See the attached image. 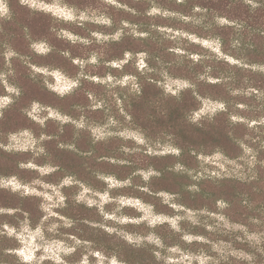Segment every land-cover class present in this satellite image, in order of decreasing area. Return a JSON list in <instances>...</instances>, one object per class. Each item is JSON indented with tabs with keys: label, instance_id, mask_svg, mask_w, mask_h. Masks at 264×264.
<instances>
[{
	"label": "clouds",
	"instance_id": "1",
	"mask_svg": "<svg viewBox=\"0 0 264 264\" xmlns=\"http://www.w3.org/2000/svg\"><path fill=\"white\" fill-rule=\"evenodd\" d=\"M0 264H264V0H0Z\"/></svg>",
	"mask_w": 264,
	"mask_h": 264
},
{
	"label": "rangeland",
	"instance_id": "2",
	"mask_svg": "<svg viewBox=\"0 0 264 264\" xmlns=\"http://www.w3.org/2000/svg\"><path fill=\"white\" fill-rule=\"evenodd\" d=\"M36 24H40V21H36ZM41 30L42 27H41ZM58 47H62L63 45L58 43L57 44ZM63 61H61V59L59 57L56 56H51L48 57L47 60H42L41 63H62ZM25 85L28 89L27 92V96H34V95H38L42 100H44L47 103H55V97H53L51 94L40 91L39 89H37L35 86L31 85L30 82L25 81ZM151 91V90H150ZM217 92H220V89H216ZM177 113H173V117H176ZM21 123H23V121L19 118L18 114H16L15 112L9 113L8 114V118L7 120L4 122V126L6 128H14L17 127L18 125H20ZM50 131L53 130L49 129ZM208 139V138H207ZM205 139V140H207ZM219 142L222 143H228L227 139L225 137H223L222 135L219 136ZM51 147V146H50ZM58 155V157L60 158V160L65 164L66 167H70L73 169H78V161H76V159L68 153H56ZM225 194L226 195H231L232 194V189L231 188H226L225 189ZM5 200H8L10 198H8L7 196L3 197ZM25 207L31 209L33 211V213L35 214V209L33 206L32 202H27L25 204ZM73 215H77V216H90L92 215V213H90L88 210L83 209V208H79V209H74L71 210Z\"/></svg>",
	"mask_w": 264,
	"mask_h": 264
},
{
	"label": "trees",
	"instance_id": "3",
	"mask_svg": "<svg viewBox=\"0 0 264 264\" xmlns=\"http://www.w3.org/2000/svg\"><path fill=\"white\" fill-rule=\"evenodd\" d=\"M175 119V117H173ZM202 138L207 139L208 138V134L207 133H201ZM189 139H191V137H189Z\"/></svg>",
	"mask_w": 264,
	"mask_h": 264
}]
</instances>
